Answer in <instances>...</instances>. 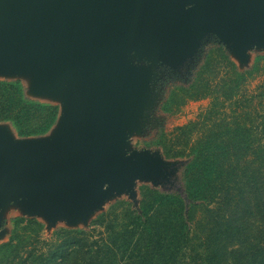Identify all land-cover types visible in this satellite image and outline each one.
<instances>
[{"label": "water", "instance_id": "water-1", "mask_svg": "<svg viewBox=\"0 0 264 264\" xmlns=\"http://www.w3.org/2000/svg\"><path fill=\"white\" fill-rule=\"evenodd\" d=\"M209 35L245 62L264 47V0H0V80L59 106L42 135L0 121V239L12 212L46 230L87 229L116 194L139 208L140 180L172 191L156 185H172L177 165L149 148L127 153L128 138L148 119L149 68L186 75Z\"/></svg>", "mask_w": 264, "mask_h": 264}, {"label": "trees", "instance_id": "trees-1", "mask_svg": "<svg viewBox=\"0 0 264 264\" xmlns=\"http://www.w3.org/2000/svg\"><path fill=\"white\" fill-rule=\"evenodd\" d=\"M216 45L233 65L239 83L248 71L239 70L223 44ZM205 57L210 62L211 55ZM58 113V105L29 98L20 80H0V121L10 122L19 136L48 132ZM215 143L212 136L205 137L187 155L183 193L142 185L139 208L118 201L91 221L90 226L109 223L99 237L93 228L60 227L46 251L16 245V255L5 262L0 258V264H264V173L257 168L249 171L242 161L248 143L230 148ZM158 145L167 158L178 156L162 140ZM230 188L238 190L233 203L227 199ZM121 204L128 205L126 220L113 225ZM200 207L210 217L209 224L202 225L197 218ZM24 221L28 222L24 229L43 226L36 218L15 217L16 237ZM200 227L203 234L197 232ZM13 238L0 245V254L13 246Z\"/></svg>", "mask_w": 264, "mask_h": 264}, {"label": "rangeland", "instance_id": "rangeland-1", "mask_svg": "<svg viewBox=\"0 0 264 264\" xmlns=\"http://www.w3.org/2000/svg\"><path fill=\"white\" fill-rule=\"evenodd\" d=\"M217 43L215 35H209L203 42L199 54L205 52L201 59L199 57L196 60L199 66L196 65L194 78L188 83L186 78L184 79L186 75L178 74L164 64L156 63V66L149 68L152 77V99L145 112L148 119L144 126L142 125L141 131L132 132L129 135L127 153L141 152L147 148L161 153L163 149L158 145L159 140L167 143L173 154L178 153L177 157L171 158H167L163 153L160 154L163 160L176 164L177 168L173 173L168 174L172 185L157 184V187L182 191L181 175L183 163L188 159L187 155L199 140L211 136L218 145L229 148L243 142L248 143V149L242 161L247 163L246 168L249 171L257 168L264 173V47L254 46L249 51L245 62H242L232 51L233 59L230 56V60L248 71L246 76L236 83L235 69L229 60L222 58L223 53L217 47ZM206 53L211 55L210 62L205 57ZM261 56L263 58L257 62V58ZM136 59L134 58L136 64L143 62ZM168 78H171V86L164 94V84ZM163 119L165 127L159 125ZM233 150L235 151V148ZM249 159L251 160L248 163ZM142 185L151 186L155 183L152 180L137 182L136 195L140 200ZM237 196L238 190L230 188L227 199L231 198L233 203V198L236 199ZM128 199L126 193L108 198L91 219L94 220L101 213L112 209L111 206L118 201L126 200L133 203ZM127 206V204L118 205L116 212L119 216L116 221L110 222L111 224L119 225L126 220ZM197 216L202 225L209 224L210 217L201 207L197 210ZM14 217L16 216L12 212L3 224L7 232L4 238L0 239V245L9 242L11 236H14L13 246L4 249L0 254V258L4 259L3 262L16 255V245L20 249L36 246L38 250L46 251L49 244L57 240L55 230L62 226L46 230V224L38 220L43 225L42 228L33 224L24 229L28 226V222L24 221L17 229L16 237V230L13 234ZM106 225L109 223L93 224L87 229H95V236L99 237V234L105 233ZM197 232L203 234L201 227ZM201 239H204V235ZM197 241L195 240V243Z\"/></svg>", "mask_w": 264, "mask_h": 264}, {"label": "flooded vegetation", "instance_id": "flooded-vegetation-1", "mask_svg": "<svg viewBox=\"0 0 264 264\" xmlns=\"http://www.w3.org/2000/svg\"><path fill=\"white\" fill-rule=\"evenodd\" d=\"M201 56H203V54H199V55L197 56L196 60L199 59V57H200V59H201ZM197 62H198V61H197ZM194 65H196V64L194 63ZM194 65H193V66H194ZM193 66H192V67H193ZM195 67H196V66H195ZM191 71H193L192 74H191ZM194 73H195V68H191V69H190V72L187 73L186 76H184V79L186 78V82L190 81V79H191V77L194 75ZM170 84H171V78H168L166 84H164V89H163V93H164V94H166V92H167V88H168L169 86H171ZM160 122H161V124H159V125H160V126L162 125V127H165V123H164L165 120L163 119V120L160 121ZM159 125H158V126H159ZM150 132H151V130H150Z\"/></svg>", "mask_w": 264, "mask_h": 264}]
</instances>
